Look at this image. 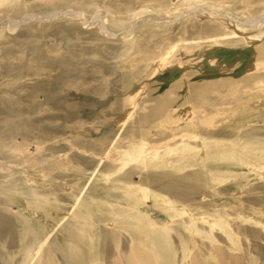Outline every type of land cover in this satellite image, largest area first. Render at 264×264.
Segmentation results:
<instances>
[{"label":"rangeland","instance_id":"obj_1","mask_svg":"<svg viewBox=\"0 0 264 264\" xmlns=\"http://www.w3.org/2000/svg\"><path fill=\"white\" fill-rule=\"evenodd\" d=\"M0 264H264V0H0Z\"/></svg>","mask_w":264,"mask_h":264},{"label":"bare ground","instance_id":"obj_2","mask_svg":"<svg viewBox=\"0 0 264 264\" xmlns=\"http://www.w3.org/2000/svg\"><path fill=\"white\" fill-rule=\"evenodd\" d=\"M255 21H257V22H258V21H260V20H255Z\"/></svg>","mask_w":264,"mask_h":264}]
</instances>
